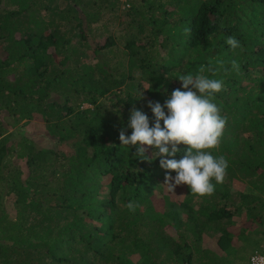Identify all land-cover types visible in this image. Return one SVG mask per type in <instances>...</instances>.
I'll return each instance as SVG.
<instances>
[{
    "label": "trees",
    "instance_id": "16d2710c",
    "mask_svg": "<svg viewBox=\"0 0 264 264\" xmlns=\"http://www.w3.org/2000/svg\"><path fill=\"white\" fill-rule=\"evenodd\" d=\"M218 59L227 176L172 195L119 131ZM30 121L60 148L21 138ZM263 245L264 0H0V264H244Z\"/></svg>",
    "mask_w": 264,
    "mask_h": 264
},
{
    "label": "clouds",
    "instance_id": "9594fccd",
    "mask_svg": "<svg viewBox=\"0 0 264 264\" xmlns=\"http://www.w3.org/2000/svg\"><path fill=\"white\" fill-rule=\"evenodd\" d=\"M225 42L232 49L241 47L234 36H228ZM223 67L224 62L218 59L201 65L196 75L179 74L176 79L182 87L173 90L163 105L148 102L151 120L144 111L133 108L127 128L119 131L120 145L135 146V156L145 158L148 149H155L159 166L166 170L163 186L172 195L177 186L187 185L192 194L210 197L227 176L228 158L211 151L218 150L228 121L215 102L216 94L224 90V81L212 78ZM230 70L238 73L239 63L231 61ZM224 71L227 74L229 70ZM127 129H131V135H126ZM179 145H186L187 149L177 160L172 157L179 151ZM126 207L134 213L139 204L129 201Z\"/></svg>",
    "mask_w": 264,
    "mask_h": 264
},
{
    "label": "rangeland",
    "instance_id": "374dc122",
    "mask_svg": "<svg viewBox=\"0 0 264 264\" xmlns=\"http://www.w3.org/2000/svg\"><path fill=\"white\" fill-rule=\"evenodd\" d=\"M242 14H243V12L240 15H242ZM243 49L244 48L240 47L236 50L240 51ZM14 130H16V129H14ZM21 130L23 131V134H22L23 136H21V138L22 137L28 138L32 142V144H34L38 148H46V149L55 148V147L60 148V147H58L60 145L56 146V144L54 143L56 139H54L50 135V133L48 132L45 125L40 121H30L29 124H27L26 126L21 128ZM160 208L161 207H159L158 209H160ZM261 244H262V241H261V243H259V246ZM247 254L248 255H246L244 257V260H242V262L240 264H242L247 259V257L249 256V252Z\"/></svg>",
    "mask_w": 264,
    "mask_h": 264
},
{
    "label": "built area",
    "instance_id": "2783aa9c",
    "mask_svg": "<svg viewBox=\"0 0 264 264\" xmlns=\"http://www.w3.org/2000/svg\"><path fill=\"white\" fill-rule=\"evenodd\" d=\"M263 254L255 253L249 257L244 264H264V245L262 247Z\"/></svg>",
    "mask_w": 264,
    "mask_h": 264
}]
</instances>
